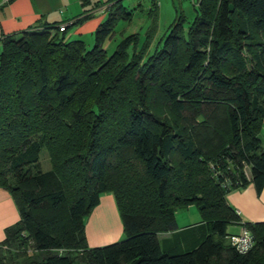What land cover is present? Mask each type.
Here are the masks:
<instances>
[{
	"label": "trees",
	"instance_id": "trees-1",
	"mask_svg": "<svg viewBox=\"0 0 264 264\" xmlns=\"http://www.w3.org/2000/svg\"><path fill=\"white\" fill-rule=\"evenodd\" d=\"M113 5L91 48L60 23L1 39L0 189L19 219L0 264H264V221L241 222L227 201L264 186V0H197L192 20L178 15L154 44L150 0L143 38L108 54L117 20L133 14ZM103 194L125 238L89 246L85 218ZM191 205L200 221L179 229L175 211ZM241 224L246 253L228 240Z\"/></svg>",
	"mask_w": 264,
	"mask_h": 264
},
{
	"label": "crops",
	"instance_id": "crops-1",
	"mask_svg": "<svg viewBox=\"0 0 264 264\" xmlns=\"http://www.w3.org/2000/svg\"><path fill=\"white\" fill-rule=\"evenodd\" d=\"M114 2L113 0L106 2L97 0L92 3L90 0H0V51L2 49L1 39L5 35L44 23H60L66 27L65 37L67 39L82 40L85 33L93 34L107 17L108 12L114 8ZM89 3L91 7L85 6ZM85 14H90V17L78 25L72 24L75 19ZM71 25L74 26L71 33V37L74 38L66 35L67 27ZM260 138L264 146V123ZM107 201L112 202L113 205L111 194H103L100 197V202L94 210L95 215L90 219L87 228L85 226L89 246H95L99 241L97 244L123 236L121 221L115 209L112 206L109 209L103 205ZM227 201L236 210L241 222L264 221V186L260 194H257L254 185L249 183L245 188L227 194ZM107 211L110 212L111 217ZM18 219L19 213L11 196L6 193L0 194V241L5 237V228ZM240 227L241 225H235V232H230L237 233Z\"/></svg>",
	"mask_w": 264,
	"mask_h": 264
},
{
	"label": "rangeland",
	"instance_id": "rangeland-1",
	"mask_svg": "<svg viewBox=\"0 0 264 264\" xmlns=\"http://www.w3.org/2000/svg\"><path fill=\"white\" fill-rule=\"evenodd\" d=\"M97 0H90V2H94ZM101 2H106L108 0H99ZM116 1V0H113ZM121 5L125 7L128 11L133 10V14L129 20L126 19H118L115 27H114V35L107 39L104 43V47L108 54L112 53L115 49L119 40L131 33H139L140 37L143 38L145 30L149 23L151 22L150 15L148 14V8L150 6V0H120ZM158 4L157 6V32L155 35V39L153 44L162 36H164L167 32L168 26L178 17V15H183L186 19L185 25H187L188 21H191L192 18L196 15V4L197 0H155ZM91 3L85 5L90 6ZM135 8V9H134ZM78 25V24H74ZM72 27H67L66 35L71 37ZM95 32V31H94ZM94 32L92 33H85L82 37V41L85 43L87 48H91L94 44ZM65 33V32H64ZM74 38V37H71ZM152 47V46H151ZM152 49V48H151ZM41 166L43 170H48L50 168V163L47 158L46 152L43 150L40 155ZM6 193L9 195V192L3 189H0V194ZM112 196V195H111ZM106 208L115 209L116 213L117 208L114 203L107 201L103 204ZM95 208L93 211L85 218V226L90 221V219L95 215L94 213ZM110 214V212L107 211ZM97 217V216H96ZM111 217V214H110ZM175 218L176 223L178 224V228H185L189 224H193L200 220L199 212L195 205H191L187 208H180L175 211ZM228 230L231 232H235V228L232 226L228 227ZM125 237L124 235L116 240L106 241L105 243L97 244L95 246H101L105 244H109L112 242L123 240ZM87 243H89V238L87 239Z\"/></svg>",
	"mask_w": 264,
	"mask_h": 264
},
{
	"label": "built area",
	"instance_id": "built-area-1",
	"mask_svg": "<svg viewBox=\"0 0 264 264\" xmlns=\"http://www.w3.org/2000/svg\"><path fill=\"white\" fill-rule=\"evenodd\" d=\"M65 26L61 25L60 30ZM230 244L239 252L246 253L253 247V237L251 232L241 224L240 230L237 233L228 236Z\"/></svg>",
	"mask_w": 264,
	"mask_h": 264
},
{
	"label": "water",
	"instance_id": "water-1",
	"mask_svg": "<svg viewBox=\"0 0 264 264\" xmlns=\"http://www.w3.org/2000/svg\"><path fill=\"white\" fill-rule=\"evenodd\" d=\"M232 10V9H231Z\"/></svg>",
	"mask_w": 264,
	"mask_h": 264
}]
</instances>
